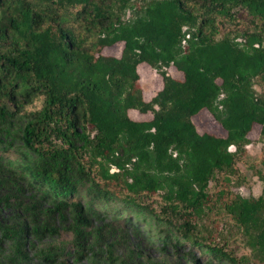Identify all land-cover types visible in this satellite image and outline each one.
Returning a JSON list of instances; mask_svg holds the SVG:
<instances>
[{
  "label": "trees",
  "instance_id": "1",
  "mask_svg": "<svg viewBox=\"0 0 264 264\" xmlns=\"http://www.w3.org/2000/svg\"><path fill=\"white\" fill-rule=\"evenodd\" d=\"M118 43L120 57L104 54ZM143 64L162 78L149 101ZM255 85L264 87V0H0V183L21 181L51 207L16 233L0 226V242L59 235L55 214L69 215L67 230L80 236L90 226L85 207H101L137 220L146 213L175 228L166 244L234 263L207 241L198 218L208 209L228 217L264 263V191L231 189L255 125L264 140ZM202 110L225 137L198 132L193 118ZM17 117L20 150L3 138ZM11 152L16 158L6 161ZM161 190L156 211L150 201Z\"/></svg>",
  "mask_w": 264,
  "mask_h": 264
},
{
  "label": "rangeland",
  "instance_id": "2",
  "mask_svg": "<svg viewBox=\"0 0 264 264\" xmlns=\"http://www.w3.org/2000/svg\"><path fill=\"white\" fill-rule=\"evenodd\" d=\"M122 49L123 44L118 43L105 49L104 54L120 57ZM139 72L144 98L149 101L162 88V78L148 64L141 65ZM168 73L174 78H182V74L173 66L168 69ZM255 89L264 97V87L255 85ZM40 105L41 102H37L30 108H38ZM129 114L136 120L151 117L136 111ZM22 121L20 117L15 118L9 127V133H3L6 144H11L14 150L21 149L17 134ZM193 121L200 134L226 136V131L207 110H202ZM260 129V126L255 125L250 132L251 142L237 163L240 173L231 182V189L245 197H257L264 191V140L260 139ZM88 157H84L86 161H89ZM15 158L14 152L5 155L6 161ZM220 176L217 174L216 178ZM216 184L215 179L210 182L209 192L215 191ZM24 187L21 181L18 184L0 183V226L9 228L13 233L18 231L22 223H27L32 218L33 212H40L43 217V212L51 208L49 203H38L36 194L23 190ZM163 194L164 191H159L150 201L151 207L156 211H160L163 204ZM85 215L90 226L80 236L67 230L69 215L64 214L59 220L55 214L53 219L59 227V235L40 238L30 235L23 244L0 242V264H50L47 261L49 258L54 259L52 264H193L192 255L197 259V264H243L246 260L248 262L244 264H264L253 257L240 232L232 227L229 218L222 216L219 210L204 209L198 222L206 232L207 241H213L233 255L234 263L211 262L207 251L199 254V249L185 243L175 246L166 244L163 242L164 233L175 237V228L167 225L165 221L152 219L146 213L139 212L137 220L126 213L105 214L101 207H85ZM80 248L83 250L80 251ZM107 252L113 254L114 263L107 258Z\"/></svg>",
  "mask_w": 264,
  "mask_h": 264
}]
</instances>
